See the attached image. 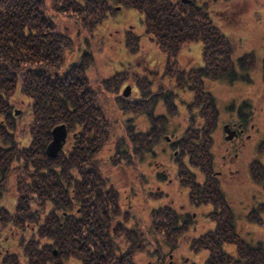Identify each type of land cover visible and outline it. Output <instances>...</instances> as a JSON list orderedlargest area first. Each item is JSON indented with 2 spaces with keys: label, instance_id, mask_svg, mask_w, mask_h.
<instances>
[{
  "label": "flooded vegetation",
  "instance_id": "1",
  "mask_svg": "<svg viewBox=\"0 0 264 264\" xmlns=\"http://www.w3.org/2000/svg\"><path fill=\"white\" fill-rule=\"evenodd\" d=\"M180 1L183 2V0ZM130 31L132 35L138 36L132 30ZM178 56L180 57L179 53ZM178 56L176 60L165 62V67L159 72L160 78L172 79V88L165 90H170L169 93L172 92L173 98L180 92L195 93L194 97L198 102L196 106L200 108L198 115L202 121H195L192 124L191 115L188 113L189 105L185 104L184 108H187V112L181 122L175 126L176 129H179V125L182 126L183 130L180 134L165 135L164 141L167 144L166 147L161 148V151L166 153L168 150L173 157L175 184L182 189L185 187L190 200L191 197L196 200L193 204L188 198V206L207 208L205 216L213 222L212 227L201 232L199 236L191 237L190 240L198 244V250L205 252L201 264H264V259L259 258L257 261L248 251L240 252L235 244L227 243L233 246L232 251L235 252L231 253L225 249L226 244L223 243L224 251L220 254V236H218L220 224L230 221L229 214L233 223L235 222L231 213L232 207L225 193L228 190L232 192L237 190L243 172L253 181L258 180L254 165L259 162L255 157L260 147L264 145V135L260 136L263 131L259 124V116L252 110L246 112L235 108L231 106V103L224 106L225 117L221 111L223 106H220V123H218V109L214 106L215 102L205 95L209 91L204 89L203 84L205 79L209 78L203 75L193 78L191 67L183 66L181 61V64L178 63ZM135 64H126L135 77L133 81L127 82L128 73L123 72L122 68L119 70L125 74L126 78L119 87V97L121 102L131 105V111L124 118V124L121 127L123 133L121 132L117 146L120 154L117 163L121 167L127 165L128 169L132 166L136 170L137 154L140 152L143 156L149 154L151 160L157 158L155 155L158 153V122L160 116H165L163 113L155 112L159 106L158 102H155L160 94L158 86L152 84L148 78L149 75L144 76L146 79L139 78V71ZM144 69L147 70L145 73L153 72L149 66L143 67ZM155 73H158V70ZM16 80L13 92L15 90L21 92L29 102L27 109L22 110L21 114L25 112L26 115H31L29 109L32 104L31 98L28 93L21 91L17 75ZM191 83L194 85L193 89ZM97 95L92 93L86 96V99L90 101L83 103L89 105L86 110L83 108L84 105L76 103L73 109V130L70 134V129L66 127L62 146L55 156L50 157L46 151L50 141L48 143L43 141L44 123L34 125V130H32L33 121L32 124L28 123L27 143H24V139L15 138L14 119L17 111L14 108V102L10 101L12 95H6L0 91L2 100L0 102V264H67L71 258L74 259V264H139V256L143 252L155 257L154 260L150 259L151 264H166V253H161L160 241L157 239V246H153L150 250L151 240H144L145 233L138 225L135 216L128 218L120 214L122 211H127L122 209V205L126 207L125 199L129 197V203H131V198L136 195L134 186L137 183V174L134 173L130 178L133 184L129 188L130 194L127 195L123 191L121 195L111 183L108 167L102 164V161L105 162L104 158L95 156L100 151L96 140L99 142L100 138L105 139L110 132L106 124L108 116L105 110H101L100 105H95ZM75 97L80 99L83 95L79 92ZM142 103L146 105L147 111L140 112ZM94 109L97 110L96 114ZM84 112L87 114L84 115ZM98 113L101 115L98 116ZM141 113L145 114L146 128L142 126L143 123H139L141 120L136 121ZM36 128L39 135V148L32 146L31 143L33 135L30 132L31 130L36 132ZM144 132L147 136L145 141H143ZM215 132H220V157H214L211 148ZM70 150L76 155L72 158L76 164L71 174L72 188H65L64 182L58 179L65 180V175L60 173L58 177V172L47 173L45 156L52 160L50 164L58 166V153L67 154ZM193 154L195 156H192ZM60 161L59 167L63 169V158H60ZM153 163L155 168H158L159 163L156 161L151 163V169H153ZM183 166L184 169H182ZM195 169L199 170V181ZM159 173L157 170L152 173L153 179L149 181L156 182L157 189L161 186L165 187L155 192L160 193L157 196L161 197V201H168L169 193L166 186L172 179L166 180L162 173L159 177ZM58 180H60L59 184ZM261 180L264 182V177ZM141 181L143 183L140 184L143 186L148 179L142 178ZM152 193V191L149 192L150 195H153ZM62 195L71 196L72 209L69 215L64 208L58 207V201L64 200ZM119 195L124 197L121 203ZM233 200L236 199L230 201ZM47 204L51 209L47 210ZM255 204H257L256 200ZM166 207L171 211L165 213L163 221H152L154 226L159 227L161 223L163 226L175 227L174 224L185 223V219L178 216L177 209L174 211L170 204H166ZM224 207L229 208L225 218L220 212ZM181 208L183 207L180 206ZM58 209L60 212L64 211L65 217L58 214ZM180 213H186L188 216L187 212L182 210ZM249 213L255 214L252 219L256 223L259 212L255 207L250 206L245 215ZM248 218L251 219L249 216ZM168 219L169 222H166ZM58 227L59 235H57ZM195 227L193 226L192 230ZM258 240L249 243L245 240V242L251 248H264V237ZM51 245L54 246L51 247ZM172 255L169 254L168 264H195L193 260L192 263L189 262L196 255L193 251L187 256L177 257L176 260L172 259Z\"/></svg>",
  "mask_w": 264,
  "mask_h": 264
},
{
  "label": "rangeland",
  "instance_id": "2",
  "mask_svg": "<svg viewBox=\"0 0 264 264\" xmlns=\"http://www.w3.org/2000/svg\"><path fill=\"white\" fill-rule=\"evenodd\" d=\"M75 1L78 4L84 3V0ZM199 1H206L209 6L211 4V17L215 18L214 22L219 24L230 42V57L234 69V76H216L208 77L209 79L207 80L205 79V83L203 84L205 86L204 89H207L209 92L208 94H204L215 102V104L214 102L213 104L218 109V123H220V106H223L221 111L224 113L223 117H225L226 111L224 110V106L232 103L231 106L235 108L243 109L246 112L252 110L254 114L259 116V124L263 131L260 136H263L264 1ZM43 3L46 15L53 18L58 29L69 37V44L64 50V67L59 70V76H62L67 72L66 67L70 64H78L82 67L84 69L83 77L86 83L84 87L89 90H95V93L98 94L95 99V105H100L101 110H105V113L108 116L106 124L109 126L110 132L107 137L105 134V139L100 138L99 142L96 140L100 151L97 152L95 156L104 158L105 162L102 161V164H105L108 167L111 183L117 189L115 190L121 195L123 194V191L127 195L130 194L129 188L130 185H133L130 178H132L134 173L137 174V183L134 186L136 195L131 198V203H129V197L125 199L126 207L122 204L121 205L122 209H127V211H122L120 214L126 215L128 218L135 216L136 220H138V225L145 233L143 236L144 240H151L149 242V245H151L149 246L150 250L153 246H157V239L160 241L161 247L160 245L159 247L162 249L161 253H166V264L169 262L170 253L173 254L172 259L176 260L177 257L191 254L192 251L195 252L196 255L195 257L193 256L189 262L192 263L194 261L195 264H201L205 252L198 250V244L190 239L191 237L199 236L201 232L208 230L213 226V222H210L211 220L205 216L207 208H204L203 206L195 208L188 206V198L190 200V197L187 194L188 190L185 187L182 189L178 184H175L176 178L175 166H173L172 163L173 157L168 150L166 153L161 151V148L164 146L166 147L167 144L166 141H164L165 135L172 136L173 134H180L183 130L181 129L182 126L179 125V129H176L175 126L181 122L187 112V108H184L185 104L189 105L188 113L191 115V123L194 124L195 121H202V118L199 119L198 112L200 113V108L196 106L198 102L196 97H194L195 93L192 92L189 94L180 92L178 95L174 96L175 98H173L171 95L172 92L170 94V90H165L172 88V79L167 77L161 79L159 75V72L165 67V55L145 32L138 10L127 6L125 3H121L119 0H109L103 5V9L106 13L104 19L97 23L96 27L90 28L86 23L91 17L88 16L84 19L85 15H82L81 12L83 11L79 7L77 8L76 6L71 5L75 10L71 8L62 13V11L59 10L63 7L64 0H43ZM84 14L86 13L84 12ZM91 16L93 15L91 14ZM130 30L138 35V42L136 35L134 33V35H132ZM133 37H135V39H133ZM201 54V42H190L181 47L179 51L180 57L178 56V63L181 64L182 62L183 66L191 67L190 69L193 71L195 70L193 67H200L202 65ZM136 62L140 63L137 64ZM126 64H135L139 71V78L143 77L146 79L144 76L149 75L148 78L151 80L152 84L158 86L160 94L158 100H155V102H158L159 106L155 112L163 113L165 116H160L158 122V153L155 155L157 158L151 160V157L148 156L149 154L143 156L142 152H140L137 154L136 165L138 167L136 170L132 168V166L128 169L127 165L121 167L117 163L120 155L117 151V146L119 145V140L123 133L121 127L124 124V118L128 116L131 111L130 104L121 102L119 97V87L122 85L123 80H126L123 72L128 73L127 82L133 81L135 78L132 75V70H130ZM148 66L153 70L152 74L145 73L147 70H143V67L145 68ZM121 68L123 72H119ZM156 70H158V73H155ZM75 71L78 73L76 67ZM21 77L22 76H19V80H21ZM79 83L80 82L78 81V88L75 89L74 95L81 92L80 89L83 88ZM191 87L192 89L194 88L193 83H191ZM11 95L12 98L10 101L12 103L14 102V108L17 111L14 119L16 123V133L14 136L16 139H24V143H27L29 138L28 125L32 124V121L33 123L35 121V114L31 109L32 104L29 106L31 115H26L25 112L21 114V111L26 110L28 107V99L21 92L16 90L14 92L12 90ZM172 100L173 103H171ZM80 102L81 101L79 100V103ZM86 107L89 108V105L85 104L83 106L84 110L87 109ZM124 107L127 108L125 109ZM147 110L146 105L142 103L140 112ZM96 113L97 110L94 109V114ZM83 114L86 115L87 113L84 112ZM100 115L101 113H98V116ZM144 116L145 114L141 113L136 121L141 120L139 123H143L142 126L146 128L145 123H147V120ZM72 130L73 128L70 129V134ZM192 130L193 129L191 128V131ZM215 133L214 142H212L211 148L213 149V156L220 157V132ZM146 139L147 136L144 132L143 141ZM263 146L264 145L260 147L255 158L264 166ZM192 156L195 155L193 154ZM252 157L254 158V154ZM156 161L159 163L158 168H155L153 163V169H151V163ZM254 167L258 178L256 182L243 172V177L241 176L240 182H238L240 186L237 190L235 192L228 190L225 193V196L232 207L231 213H233L234 216L236 231H238L248 243L264 237V182L261 180L262 177H264V169H262L258 163L254 165ZM182 169H184V166ZM156 170L157 172L164 174L166 180L172 179V181L168 182V185L166 186V190L169 193L167 197L168 201H161V197L157 196L160 194L158 193L160 189L163 190L165 187L161 186L157 189L156 182L152 181V183L149 181V179H153L152 173ZM195 171L197 172V180L199 181V170L195 169ZM141 173L143 174L142 176ZM142 178L148 179V182H145L143 186L140 184L143 183L141 181ZM58 179L64 182L65 188H72V185H70L71 181H65L66 179L64 180L63 178ZM60 180H58V184L60 183ZM182 184L186 185L185 182H182ZM156 190L158 192H155ZM150 191L153 192V195L149 194ZM192 192H194V187H192ZM62 196L64 199L63 201L59 200V197L57 198L59 200L58 205L64 208L69 215L70 209H72L71 196ZM119 197L121 203L124 197H121L120 195ZM156 197H158V199H156ZM234 198L236 200L230 201ZM155 200L159 201L156 202ZM255 200L257 201V204H255ZM190 202L195 204L196 200L191 197ZM166 204H170L174 211L177 209L178 216L183 217L185 223L174 224L175 227H170V225L168 227L166 225L163 226L161 223L159 224V227L154 226L152 221H163L165 213L171 211L166 207ZM180 206L183 208L180 209ZM250 206L255 207L259 212L256 223L252 219L255 214L249 213V215H245ZM49 209H51V207L47 204V210ZM181 210L187 212L188 216H186V213L181 214ZM228 210V207H224L223 210L220 211L223 218L227 216ZM63 212L64 211H59L58 214L65 217ZM248 216L251 219H249ZM166 222H169V219ZM193 226H196L194 230H192ZM258 244H260V242ZM53 246L54 245H51V247ZM225 247L227 251L231 253L235 252L232 251L233 246L226 244ZM139 258V264H151L149 262L150 259H155L153 255L145 252L140 254ZM67 264H74V259L71 258Z\"/></svg>",
  "mask_w": 264,
  "mask_h": 264
},
{
  "label": "trees",
  "instance_id": "3",
  "mask_svg": "<svg viewBox=\"0 0 264 264\" xmlns=\"http://www.w3.org/2000/svg\"><path fill=\"white\" fill-rule=\"evenodd\" d=\"M107 1L84 0L83 4H78L75 0H64L59 11L63 13L74 9L71 5L79 7L83 11L82 15H85L84 19L91 17L86 24L93 28L106 16L103 5ZM119 1L138 10L145 32L165 55L166 62L176 60L183 45L198 41L201 42L202 65L192 71L193 78L201 75L234 76L231 45L219 24L214 22L215 18L211 17V4L209 6L206 1L200 3L195 0ZM43 4V0H0V91L11 95L17 82L16 75L22 76L21 91L29 94L35 114L32 130L34 125L44 123L43 141L48 143L52 139L51 130L56 125L64 124L68 129L73 128L76 103L79 100L82 105L90 102L86 96L95 93V90L84 87V69L78 64H70L66 67L67 72L59 76V70L64 67V50L69 44V37L58 29L53 18L46 15ZM136 38L138 42V36ZM78 81L83 87L80 89L83 92L80 99L74 95ZM32 130V146L39 148L37 128L36 132ZM75 156L71 150L67 154L58 153V166L50 164L52 160L45 156L47 173L58 172V176L61 173L66 180L71 181L76 164L72 158ZM60 158H63V169L59 167ZM258 164L264 169L262 164ZM229 217L230 221L220 224V254L224 251L223 243H229L235 244L240 252L248 251L257 261L259 258L264 259V248L247 246L245 239L235 230L230 214Z\"/></svg>",
  "mask_w": 264,
  "mask_h": 264
},
{
  "label": "water",
  "instance_id": "4",
  "mask_svg": "<svg viewBox=\"0 0 264 264\" xmlns=\"http://www.w3.org/2000/svg\"><path fill=\"white\" fill-rule=\"evenodd\" d=\"M183 1L187 2L188 0H183ZM65 134H66V127L64 126V124L57 125L52 129V140L48 144L46 150L48 156L52 157L57 154L58 150L62 146V143L65 138Z\"/></svg>",
  "mask_w": 264,
  "mask_h": 264
}]
</instances>
